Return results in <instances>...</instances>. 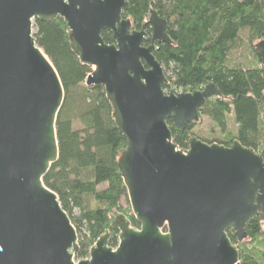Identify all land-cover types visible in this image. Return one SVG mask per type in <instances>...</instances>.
<instances>
[{
  "label": "water",
  "instance_id": "95a60500",
  "mask_svg": "<svg viewBox=\"0 0 264 264\" xmlns=\"http://www.w3.org/2000/svg\"><path fill=\"white\" fill-rule=\"evenodd\" d=\"M126 0H0V264H240L246 226L264 215V158L239 142L231 147L193 139L173 142L199 119L213 85L165 94L170 85L154 52L173 42L152 11L148 34L131 31ZM63 19L88 87H103L127 148L119 162L138 230L124 217L116 248L109 234L77 262L79 237L44 177L59 159L56 124L65 92L34 39V21ZM115 44L106 45L104 32ZM264 69V41L256 44ZM165 229L167 232H165Z\"/></svg>",
  "mask_w": 264,
  "mask_h": 264
},
{
  "label": "trees",
  "instance_id": "16d2710c",
  "mask_svg": "<svg viewBox=\"0 0 264 264\" xmlns=\"http://www.w3.org/2000/svg\"><path fill=\"white\" fill-rule=\"evenodd\" d=\"M152 11L167 21L173 42L157 45L154 52L170 83L165 89L193 94L213 85L221 94L208 100L199 119L185 130L167 122L174 144L187 151L193 139L225 147L239 142L264 158V69L256 53V44L264 41V0H126L123 16L131 31L146 30L147 46ZM102 38L106 45L115 44L107 31ZM34 39L65 92L56 124L59 159L44 184L58 196L77 231L79 262L107 234L109 246H118L120 217L140 228L119 166L127 141L105 89L86 86L93 69L81 63L65 21L35 20ZM206 119L211 134L221 137L195 134ZM245 234L240 241L235 230L227 232L240 264H264V215L251 220Z\"/></svg>",
  "mask_w": 264,
  "mask_h": 264
},
{
  "label": "rangeland",
  "instance_id": "374dc122",
  "mask_svg": "<svg viewBox=\"0 0 264 264\" xmlns=\"http://www.w3.org/2000/svg\"><path fill=\"white\" fill-rule=\"evenodd\" d=\"M211 128H212V124L206 119L203 125L195 130V134L207 139H212L213 137H211V135H214L217 138L221 137L218 136L217 134H211Z\"/></svg>",
  "mask_w": 264,
  "mask_h": 264
},
{
  "label": "built area",
  "instance_id": "2783aa9c",
  "mask_svg": "<svg viewBox=\"0 0 264 264\" xmlns=\"http://www.w3.org/2000/svg\"><path fill=\"white\" fill-rule=\"evenodd\" d=\"M171 93L174 94H184V90L183 89H165V94L166 95H170ZM78 262V261H77Z\"/></svg>",
  "mask_w": 264,
  "mask_h": 264
}]
</instances>
